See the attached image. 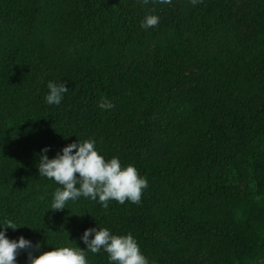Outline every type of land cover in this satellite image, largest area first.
<instances>
[{"label":"trees","instance_id":"trees-1","mask_svg":"<svg viewBox=\"0 0 264 264\" xmlns=\"http://www.w3.org/2000/svg\"><path fill=\"white\" fill-rule=\"evenodd\" d=\"M147 15L160 22L144 30ZM49 81L68 88L59 106L45 102ZM88 139L146 177L140 203L50 210L60 185L38 175L41 149L51 159ZM7 219L20 228L10 240L41 252L86 250L80 237L97 227L131 233L149 264H264V0H0ZM29 252L40 254L17 264Z\"/></svg>","mask_w":264,"mask_h":264},{"label":"clouds","instance_id":"clouds-1","mask_svg":"<svg viewBox=\"0 0 264 264\" xmlns=\"http://www.w3.org/2000/svg\"><path fill=\"white\" fill-rule=\"evenodd\" d=\"M172 2L173 0H142L144 5L149 3L170 5ZM190 2L196 6L202 3V0ZM159 22L158 15H147L140 26L148 30L155 28ZM47 89L49 91L44 99L48 105L59 106L68 92L65 83L53 81L47 83ZM98 106L102 110H110L114 105L106 98H102ZM50 150V147L41 149L37 169L39 176L60 185L52 194L51 211L64 210L68 201L75 202L81 197L95 201L105 209L113 200L121 205L126 202L138 204L148 187L146 177L141 176L133 165L122 167L119 157L105 159L100 155L94 139L68 144L51 159L47 155ZM3 223L6 226L0 227L4 229L0 230V264H17V257L21 252L33 248L40 254L34 256L29 252L27 264H89L86 253L101 252L107 254L109 264H149L131 233L115 235L107 228H90L80 237L86 250H82L72 241L75 247H56L51 251L41 252L40 243L33 245L32 241L23 236L10 240L6 230L15 231L20 228L10 219Z\"/></svg>","mask_w":264,"mask_h":264}]
</instances>
